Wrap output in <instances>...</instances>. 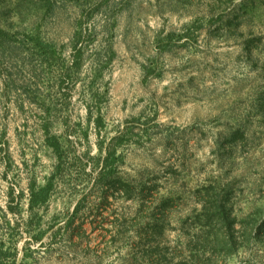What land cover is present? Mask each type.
<instances>
[{
    "label": "rangeland",
    "instance_id": "1",
    "mask_svg": "<svg viewBox=\"0 0 264 264\" xmlns=\"http://www.w3.org/2000/svg\"><path fill=\"white\" fill-rule=\"evenodd\" d=\"M0 264H264V0H0Z\"/></svg>",
    "mask_w": 264,
    "mask_h": 264
},
{
    "label": "trees",
    "instance_id": "2",
    "mask_svg": "<svg viewBox=\"0 0 264 264\" xmlns=\"http://www.w3.org/2000/svg\"><path fill=\"white\" fill-rule=\"evenodd\" d=\"M51 187V180H49L43 187L40 188H31L29 193V207L34 205L41 204L44 202L49 194Z\"/></svg>",
    "mask_w": 264,
    "mask_h": 264
}]
</instances>
